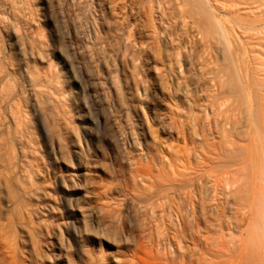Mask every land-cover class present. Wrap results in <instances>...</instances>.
Wrapping results in <instances>:
<instances>
[{"label": "rangeland", "instance_id": "rangeland-1", "mask_svg": "<svg viewBox=\"0 0 264 264\" xmlns=\"http://www.w3.org/2000/svg\"><path fill=\"white\" fill-rule=\"evenodd\" d=\"M177 17L167 0H0V264H173L190 245L177 186L223 176L199 157L226 126L202 112L212 65L195 71L208 57Z\"/></svg>", "mask_w": 264, "mask_h": 264}, {"label": "bare ground", "instance_id": "bare-ground-1", "mask_svg": "<svg viewBox=\"0 0 264 264\" xmlns=\"http://www.w3.org/2000/svg\"><path fill=\"white\" fill-rule=\"evenodd\" d=\"M167 5L178 16L184 34L206 49L202 47L208 58L200 52L192 61L201 75L208 70L206 62H211L212 66L207 65L211 66L208 73L214 75L213 92L207 96L206 89L203 92L196 84L194 91L203 92V114L209 111L215 126L218 121L226 126V140L218 149L213 138L198 156L204 167L212 160L222 163L225 175L221 177L222 171L216 169L218 178L209 172L213 180L207 168L206 175L188 174L178 180L177 187L190 188L192 195L193 210L186 204L190 195L184 190L189 197L182 199V192L180 200L191 241L177 249L173 259L165 260L264 264V0H167ZM197 105V98L193 99L192 106ZM215 135L221 138L222 133ZM199 223L203 224L200 229Z\"/></svg>", "mask_w": 264, "mask_h": 264}]
</instances>
